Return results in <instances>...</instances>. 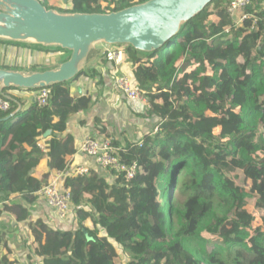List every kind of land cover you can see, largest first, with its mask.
I'll use <instances>...</instances> for the list:
<instances>
[{
  "label": "trees",
  "instance_id": "16d2710c",
  "mask_svg": "<svg viewBox=\"0 0 264 264\" xmlns=\"http://www.w3.org/2000/svg\"><path fill=\"white\" fill-rule=\"evenodd\" d=\"M146 1L70 0L63 13L111 14ZM231 1L214 0L158 51L125 46L159 132L141 145L114 141L121 162L136 165L133 179L113 172L110 182L95 170L66 179L76 230L31 222L40 264H264V0L245 11L257 22L248 18L242 27L228 13ZM198 42L203 53L189 55ZM75 80L49 86L46 107L33 103L13 115L19 102L12 99L11 111L0 113V219L5 202L38 201L49 183L50 172L34 174L44 157L51 171L69 170L76 142L61 134L77 108L69 90ZM168 91L172 99L154 101ZM49 130L45 154L38 144ZM117 246L131 261L121 260ZM0 256V264H20L2 229Z\"/></svg>",
  "mask_w": 264,
  "mask_h": 264
},
{
  "label": "water",
  "instance_id": "95a60500",
  "mask_svg": "<svg viewBox=\"0 0 264 264\" xmlns=\"http://www.w3.org/2000/svg\"><path fill=\"white\" fill-rule=\"evenodd\" d=\"M213 1L149 0L111 14H72L48 10L38 0H0V39L55 47L70 55L56 69H0V94L9 88L38 90L75 80L100 43L130 46L144 53L158 51Z\"/></svg>",
  "mask_w": 264,
  "mask_h": 264
},
{
  "label": "crops",
  "instance_id": "0c3cea01",
  "mask_svg": "<svg viewBox=\"0 0 264 264\" xmlns=\"http://www.w3.org/2000/svg\"><path fill=\"white\" fill-rule=\"evenodd\" d=\"M68 2H65V7L68 5ZM56 6L57 4L55 3L54 7ZM125 49V46L96 45L85 62L83 71L81 72L83 75L69 86L70 96L75 99L77 108L74 114L70 115L67 119L66 130L61 136L72 135L76 142V153L70 160V170L86 163L84 156L77 153L79 145L85 137L103 138L109 134V138L118 142L120 148L126 146L121 143L124 140V135L122 134L129 131V129H124L125 123L135 117L131 111L134 105L129 101H125L124 96L117 90L114 83L116 76L128 77L133 82H136L134 66L129 61ZM113 51L119 53L118 57L114 58L112 56ZM44 52L49 51L41 50L32 43L20 45L0 39V69L35 72L45 69H56L55 65H53L54 63H58L57 65L62 64V62H59L60 58H56L52 53ZM37 95L38 90L29 91L18 88L10 89L3 94V96L11 100L16 99L19 102L17 103L18 109L13 115L26 111L34 103ZM139 104L136 103V105ZM132 122L135 121L132 120ZM103 130H105V134L102 133ZM52 134V131L46 137L44 134L39 142L45 154L48 151ZM128 135L125 138L129 137ZM48 164V157H44L34 173L35 176L40 177L50 172V180L57 171H51ZM100 175L107 178L108 176L106 175L112 176L107 173H100ZM1 207L4 214L0 219V229L6 232L9 248L13 253L14 259H17L20 264H40V259L35 254L31 255L32 259L24 257L26 253L21 254L19 252L21 251L20 248L24 247L17 248L18 244L23 245L24 243V246H28V249H30V246L31 249H35L36 245L29 229L31 222L42 220L53 229L61 231L76 230L70 222H58L44 200L38 199L35 204L29 205L20 199H16L3 203ZM18 207L20 208V213H16ZM22 209L24 210L23 214L21 212ZM18 215L25 217L20 220ZM74 223L76 224V220ZM23 239L28 241V243ZM4 254H6V251H4Z\"/></svg>",
  "mask_w": 264,
  "mask_h": 264
},
{
  "label": "built area",
  "instance_id": "2783aa9c",
  "mask_svg": "<svg viewBox=\"0 0 264 264\" xmlns=\"http://www.w3.org/2000/svg\"><path fill=\"white\" fill-rule=\"evenodd\" d=\"M44 4L46 0H38ZM254 0H232L228 5V13L234 19L237 27H242L246 19H253L257 22V17L253 14H246V9L253 6ZM264 11V4L262 5ZM230 27L225 29L227 34L230 33ZM119 53L112 52L114 58L118 57ZM114 83L117 90L124 96V98L136 103L145 97V93L140 86L133 82L128 77L116 76ZM51 92L46 88L38 89V95L34 99V103L40 107L49 105ZM11 111V99L0 94V113H7ZM114 139L112 138H92L85 137L77 150L86 159V163L75 169L64 172L57 171L50 178L49 183L42 188L38 193L39 200H44L47 206L54 213L55 219L60 223H68L73 220V198L69 188L65 186V181L68 177L87 176L91 170L99 173H115L116 175L124 173L128 180L133 179L137 174L136 165L130 167L123 164L119 156V148L114 146ZM141 145V142H139ZM39 145V144H38ZM42 151L43 148L39 145ZM116 177V176H114Z\"/></svg>",
  "mask_w": 264,
  "mask_h": 264
},
{
  "label": "rangeland",
  "instance_id": "374dc122",
  "mask_svg": "<svg viewBox=\"0 0 264 264\" xmlns=\"http://www.w3.org/2000/svg\"><path fill=\"white\" fill-rule=\"evenodd\" d=\"M55 3L57 4L56 7H54ZM44 5H45V7L49 8V9H51V8L55 9V11L58 12V13H63L64 10L66 11L67 9L70 8L69 5H67L65 7L64 0H46ZM98 45H106V44L100 43ZM204 47H205V42H200V43L198 42L196 48L194 50H191L189 52V55L196 56V55H199V54L203 53ZM47 49H49L48 50L49 52H44V53H52L56 58H58V59L60 58L59 62H63L69 56L67 52H65V51H61L60 52V50H58V48H55V47L47 48ZM57 64H55V63L53 64V65H55V68L59 66ZM53 65L51 64V66H53ZM135 83H137V82H135ZM187 89H188V96L192 95L194 93V90H193V88L191 86L187 87ZM172 98L173 97L171 95V92L168 91L167 93H162V94L158 93V94H156V96H154V101H156L157 103H163L166 100H169V99H172ZM187 99H188L187 95H184V97L181 100V103H183ZM125 101H127V100L125 99ZM136 103H140V104L136 105ZM136 103H132V105H134V106H132V109H131L132 113L135 115V117L132 118V120H134L135 122H132V120H128L127 123H125L124 129L125 130L129 129V131L128 132H124L122 134V135H124V140L121 142L123 145H127V143H132V142L133 143H137L140 140H142L145 135L156 134V133L159 132L158 125L160 123V119L156 115L151 114V112H150L151 108H150L149 99L144 97L141 101H138ZM135 118H137V120H135ZM142 125H144V126L142 127ZM127 134H129L128 135L129 137L125 138V136ZM107 174H109V173H107ZM106 176H108V180L110 182L112 180H114V177H112V176L110 177L109 175H106ZM72 206H73V212L72 213H73L75 218L73 217L74 220H70L69 222L72 224V226H74L75 225L74 221L77 218H76V208L74 207V205H72ZM19 209L20 208L18 207V210H17L16 213H20ZM18 216L20 217V219H23L25 217V216L22 217L20 215H18ZM203 236L206 239H208V240H210L212 242L216 241V239L211 238V236L209 234H207V233H203ZM23 240H25V239H23ZM25 242L28 243V241H26V240H25ZM22 246L24 248H20ZM25 246H24V243H23V245L18 244L17 248L19 247L21 249V251H19L21 254H25L26 253L24 255V257H30L32 259L31 255H34V248L31 249V246H30L29 247L30 249H28L27 248L28 246H26V247ZM117 250H118L120 258H121V260H123V262L127 263V262L131 261L132 257L130 256V254L128 252L124 251V249L122 247L117 246Z\"/></svg>",
  "mask_w": 264,
  "mask_h": 264
}]
</instances>
